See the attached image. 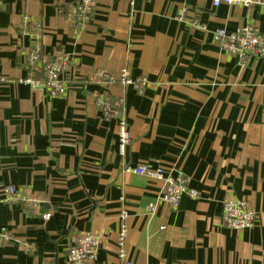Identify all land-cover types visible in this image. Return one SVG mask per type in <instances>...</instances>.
Wrapping results in <instances>:
<instances>
[{"label": "crops", "instance_id": "0c3cea01", "mask_svg": "<svg viewBox=\"0 0 264 264\" xmlns=\"http://www.w3.org/2000/svg\"><path fill=\"white\" fill-rule=\"evenodd\" d=\"M82 5L0 0V264H67L81 234L99 241L94 264L121 253L134 264H264V55L242 59L214 39L247 26L264 35V7L92 0L86 20L72 17ZM36 50L67 56L64 94L25 82L42 79L25 64ZM124 71L133 83L118 81ZM119 98L123 112L105 114ZM143 165L164 179L126 172ZM180 176L199 197L172 210L165 179ZM9 185L32 190L39 209L6 202ZM227 198L250 201L255 229L222 226Z\"/></svg>", "mask_w": 264, "mask_h": 264}, {"label": "built area", "instance_id": "2783aa9c", "mask_svg": "<svg viewBox=\"0 0 264 264\" xmlns=\"http://www.w3.org/2000/svg\"><path fill=\"white\" fill-rule=\"evenodd\" d=\"M92 0H83V5L78 6L72 12V17H80L86 20L87 13L90 11L89 7ZM221 3L229 5L243 4L247 7L261 4L264 7V1L254 3L251 0H213L214 7H219ZM78 18L79 20H81ZM214 39L219 43L223 49L232 54L239 55L242 59L250 56H263L264 55V35L253 26H247L239 28L236 32L228 33L226 30L221 29L215 32ZM26 67L31 70L32 73L42 74V79L36 80L29 77L25 80L27 84L34 90H45L51 95H61L66 91V87L61 80V75L65 71L68 58L65 54H62L59 58L54 60H48L42 58L38 50L31 52L25 61ZM99 78L109 84L115 83L113 77L106 78L103 73H99ZM123 85L133 83L129 78L127 71H124L121 75V79L118 80ZM143 85V83H137L136 85ZM102 108L104 113L111 115L117 113L124 108V99L114 100L112 103L104 101ZM121 112L119 122V138H120V152L125 155L131 144V137L127 121ZM126 172H132L137 175H147L155 179H164V171L161 168L152 169L147 165L139 166L135 169L127 168ZM167 189L161 201L167 204L172 210H176L179 207L180 201L183 196L188 195L191 198H198L199 193L188 187V183L183 176L177 179L166 178ZM6 202L11 204H24L31 211H37L41 205V201L30 189H19L14 185H9L5 188ZM157 207V203H151L148 206V211L154 213ZM50 217L49 214L44 215L45 219ZM258 214L256 209L251 205L248 199L234 200L227 198L223 202L222 211V226L236 231H251L257 227ZM163 229H165L163 227ZM125 232H122V238L124 239ZM31 249L32 246H29ZM99 248V241L97 238L90 234H81L77 236L76 240L67 250V264H94L90 260L95 255ZM120 264H134V262L127 259L124 253H121Z\"/></svg>", "mask_w": 264, "mask_h": 264}]
</instances>
